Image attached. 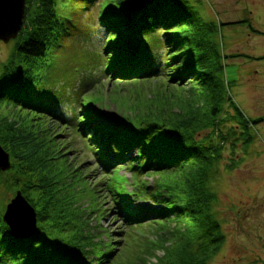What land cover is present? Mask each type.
I'll return each instance as SVG.
<instances>
[{"label":"trees","instance_id":"1","mask_svg":"<svg viewBox=\"0 0 264 264\" xmlns=\"http://www.w3.org/2000/svg\"><path fill=\"white\" fill-rule=\"evenodd\" d=\"M104 2V12L98 20L107 28L111 39L104 45L108 64L103 74H109L110 85L114 86L109 102L118 105L121 115H114L109 126L94 124L100 117L99 109L92 110L79 95L82 86L91 85V79L81 81L76 87L74 100L81 109L75 118L84 125L81 129L84 133L80 135L87 134L89 150L96 162L109 168L126 165L135 179L137 199L149 200L155 207L132 210L133 203L122 189L125 180L115 176V171L104 172V182L90 184L87 162L67 159L68 152H62L63 145L57 143V135L45 126L46 117H57L53 108L60 100L51 105L50 96L39 94L38 84L46 65L45 56L51 46L58 44L63 18L55 9L56 1L26 0L23 26L14 50L1 66L0 102L7 98L28 114L20 117L19 124L0 107V144L12 159V167L7 170V174L13 173L11 183L15 186L20 181L21 190L33 191L27 200L37 213V231L30 238L21 239L7 229L2 232L0 227V264H114L120 251L130 249L129 254L137 251V245L130 243L129 238L121 245L123 249L114 247L110 232L105 230L90 238L83 213L80 215L74 201L68 200L72 196L80 202L90 194L94 205L91 211L82 209L84 214L102 213L108 200L101 195L105 188L117 216L125 223L150 224L152 228L148 230L154 228L157 233H164L163 227L173 218L188 219V227L179 237L187 236L189 244L195 242L196 251L178 262L164 259L161 264H206L223 243L219 224L210 212L213 193L208 186L220 150L196 140L195 136L208 124L218 123L217 119L226 110L223 105L226 100L244 126L256 125L264 116L245 120L231 96L227 97L221 53L212 40L217 26L214 22H202L185 0H147L140 10L132 8L127 0ZM65 20L70 22L69 18ZM239 23L249 24L248 19L222 24ZM122 24L127 32L119 33ZM157 59L161 64H156ZM181 75L189 78L181 81ZM192 81L194 84H190ZM131 82L130 95L118 94L116 86L127 87ZM150 83L153 90L145 98L142 93L150 92ZM134 87L138 92L132 90ZM193 88L199 91L200 100L206 98L201 102L202 114L193 111L196 100L187 104V99L182 97ZM92 97L107 100L106 95ZM170 98L180 111L167 107ZM31 112H35L34 116L39 114V118L37 115L32 118ZM244 140V143L249 141ZM61 159L63 162L56 164ZM143 177L152 179L151 186ZM71 179L82 182L85 188L73 190L74 195H63ZM107 179L109 185L105 183ZM104 234L108 241L102 239ZM141 243H146L144 238ZM165 255L166 252L163 258Z\"/></svg>","mask_w":264,"mask_h":264},{"label":"rangeland","instance_id":"2","mask_svg":"<svg viewBox=\"0 0 264 264\" xmlns=\"http://www.w3.org/2000/svg\"><path fill=\"white\" fill-rule=\"evenodd\" d=\"M32 1L38 2V0ZM53 1H56L55 9L58 16L63 19L60 20L58 44L56 47L51 46L45 56L46 65L41 70L38 85L39 94L50 96L51 105L60 101L53 108L57 117L49 115L44 123L51 128L50 131L53 134L57 135L55 137L57 143L60 142L61 146L63 145L62 152H68L67 159L71 162L74 159L76 162H87L85 166L89 172L88 182L98 184L104 182L106 177L103 175V168L95 162L89 150L87 134H84V137L80 135L84 133L81 130L84 125L77 121L75 115L78 114L81 106L76 105L74 99L79 83L92 79L93 82L86 87L87 89L82 86L83 90L79 95L82 96L85 104L88 101L101 106L102 114L98 118L99 122L109 123V110L119 111L118 105L109 102V95L114 91V86L110 85L109 75L103 74L108 64L105 62L108 54L104 53V45L111 39L107 28L98 20V17L102 15L101 12H104L105 0ZM185 1L202 22H214L217 26L212 40L218 45L221 53V72L225 80L227 97L231 96L245 120L263 117L264 0ZM65 18H69L70 22H67ZM245 19H248L249 24L226 26L222 24ZM124 25H121L119 33L127 32ZM77 27H80L79 31ZM139 28L140 26L136 29ZM16 41L10 40L7 43L0 41V71L1 66L10 58ZM156 64H161V61L157 59ZM181 76V81L189 78V75ZM131 84L133 82L127 87L116 86L118 94L130 95ZM148 87L151 90L142 93L143 97L152 92L151 83ZM132 90L138 92L137 87ZM198 93L199 91L193 88L189 94L185 93L182 97L187 99L185 100L187 104L196 100L193 111L202 114L204 107H201V102L206 101V98L200 100ZM96 94L106 95V102L92 97ZM169 103L168 108L170 107L174 112L180 111L176 106L178 104L172 105L174 99L170 98ZM224 103H226L223 104L226 110L217 119L218 123L208 124L195 136L196 140L211 148L219 147L220 150V159L210 172L208 186L213 193L210 212L219 224L223 243L219 250L207 259L206 264H264V120L256 125L247 123L248 125L244 126L242 120L239 122L238 115L236 117L233 113L230 102L226 100ZM0 107L2 112L11 114L9 116L19 124L20 117L28 114L27 110L15 106L14 102L7 98L1 99ZM189 108L192 107L189 106ZM33 113L31 112L32 118L37 115L34 116ZM39 116L38 114L36 117L39 118ZM38 120H44V118ZM246 138L249 141L244 143ZM62 159L56 161V164L60 165L63 162ZM111 170L107 169L106 172H112ZM115 172L117 175H129L128 170L124 168L117 169ZM1 173L0 227L4 232L5 229L9 230L2 220L6 205L10 203L17 190H20L26 199L32 196L33 191L21 190L20 181L14 186L10 181L12 172L7 174V171H1ZM19 179L21 180V177ZM129 181L131 182L130 179ZM69 183L70 185L65 188L66 194L62 193L63 195H74L73 190L85 188L82 182L77 183L74 179H71ZM105 190L101 192V195H105L108 200L102 207V213L84 214L82 209L89 210L94 205V199L90 194L87 195L88 198L80 202L72 196H69L68 200L74 201L79 214L81 212L80 215L83 213L82 219L89 225L90 238H94L105 230L110 232L116 244L114 247L120 248L119 250L123 249L121 245L128 238L130 243L137 245L138 250L130 254L128 253L130 249L126 252L120 251L118 260L114 264H161L164 259L178 262L181 257L189 256L196 251L195 242L189 244L187 236L179 237L181 231H186L188 219L186 221V219L173 218L163 227L166 230L164 233H157L154 228L148 230L152 228L150 224L136 226L125 223L122 217L117 216L115 205L109 200ZM24 192L27 193L24 194ZM75 192L78 193V191ZM71 205L73 206V202ZM155 226L157 228V225ZM143 238L146 243L139 244ZM102 239L109 240L106 234ZM165 252L166 255L163 258Z\"/></svg>","mask_w":264,"mask_h":264},{"label":"water","instance_id":"3","mask_svg":"<svg viewBox=\"0 0 264 264\" xmlns=\"http://www.w3.org/2000/svg\"><path fill=\"white\" fill-rule=\"evenodd\" d=\"M134 9H142L147 5V0H129ZM25 11V0H0V40L8 42L17 37L22 25ZM0 170L7 171L11 166L10 154L0 144ZM28 201L20 190H17L10 203L6 205L2 220L7 224L10 233L15 238H30L37 229V213L35 225L31 228L24 226L15 217L10 216L8 209L15 200ZM32 206V205H31ZM33 207V206H32ZM34 211L35 208L33 207ZM36 212V211H35ZM15 221V222H14Z\"/></svg>","mask_w":264,"mask_h":264},{"label":"snow or ice","instance_id":"4","mask_svg":"<svg viewBox=\"0 0 264 264\" xmlns=\"http://www.w3.org/2000/svg\"><path fill=\"white\" fill-rule=\"evenodd\" d=\"M8 212L10 216L17 218L26 227L31 228L35 225L36 212L31 204L24 199L13 201Z\"/></svg>","mask_w":264,"mask_h":264},{"label":"flooded vegetation","instance_id":"5","mask_svg":"<svg viewBox=\"0 0 264 264\" xmlns=\"http://www.w3.org/2000/svg\"><path fill=\"white\" fill-rule=\"evenodd\" d=\"M1 41V40H0ZM2 42V41H1ZM9 42V41H8ZM24 43V42H23ZM25 44H27V42H25ZM24 46V45H23Z\"/></svg>","mask_w":264,"mask_h":264}]
</instances>
